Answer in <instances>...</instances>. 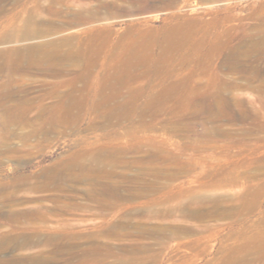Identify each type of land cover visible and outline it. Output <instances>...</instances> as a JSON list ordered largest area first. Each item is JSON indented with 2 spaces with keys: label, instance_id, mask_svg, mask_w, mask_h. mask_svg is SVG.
Masks as SVG:
<instances>
[{
  "label": "rangeland",
  "instance_id": "1",
  "mask_svg": "<svg viewBox=\"0 0 264 264\" xmlns=\"http://www.w3.org/2000/svg\"><path fill=\"white\" fill-rule=\"evenodd\" d=\"M0 264H264V0H0Z\"/></svg>",
  "mask_w": 264,
  "mask_h": 264
},
{
  "label": "bare ground",
  "instance_id": "2",
  "mask_svg": "<svg viewBox=\"0 0 264 264\" xmlns=\"http://www.w3.org/2000/svg\"><path fill=\"white\" fill-rule=\"evenodd\" d=\"M32 22L31 20H27L24 22V31H23V37L21 38H30L33 36H36V33H32L31 31V27H32ZM43 50V48L41 46H33V47H29L27 48V50H25V52H27L28 54H36V53H40ZM20 52L22 51H17L16 54H20Z\"/></svg>",
  "mask_w": 264,
  "mask_h": 264
}]
</instances>
